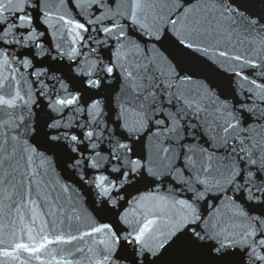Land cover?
I'll list each match as a JSON object with an SVG mask.
<instances>
[{
    "label": "water",
    "instance_id": "water-1",
    "mask_svg": "<svg viewBox=\"0 0 264 264\" xmlns=\"http://www.w3.org/2000/svg\"><path fill=\"white\" fill-rule=\"evenodd\" d=\"M0 264H264V0H0Z\"/></svg>",
    "mask_w": 264,
    "mask_h": 264
}]
</instances>
